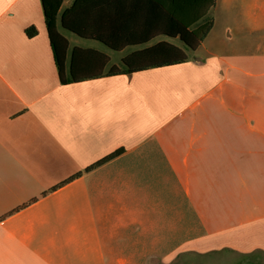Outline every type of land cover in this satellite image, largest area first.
<instances>
[{
	"label": "crops",
	"instance_id": "0c3cea01",
	"mask_svg": "<svg viewBox=\"0 0 264 264\" xmlns=\"http://www.w3.org/2000/svg\"><path fill=\"white\" fill-rule=\"evenodd\" d=\"M262 38L62 84L41 0H0V264L264 258Z\"/></svg>",
	"mask_w": 264,
	"mask_h": 264
},
{
	"label": "trees",
	"instance_id": "16d2710c",
	"mask_svg": "<svg viewBox=\"0 0 264 264\" xmlns=\"http://www.w3.org/2000/svg\"><path fill=\"white\" fill-rule=\"evenodd\" d=\"M65 1L41 0L62 84L186 62L189 53L199 48L214 26L208 14L216 0H72L62 9ZM60 28L118 52L141 48L124 56L121 66L109 65L110 57L100 50L80 46L71 49ZM27 33L33 37L35 27L28 28ZM158 38L163 39L150 45ZM173 40H179L182 46ZM121 153L118 150L94 166ZM238 264H264V258L248 255Z\"/></svg>",
	"mask_w": 264,
	"mask_h": 264
},
{
	"label": "rangeland",
	"instance_id": "374dc122",
	"mask_svg": "<svg viewBox=\"0 0 264 264\" xmlns=\"http://www.w3.org/2000/svg\"><path fill=\"white\" fill-rule=\"evenodd\" d=\"M264 0H216V5L210 11L208 18L214 20L212 32L204 41L205 47L220 51V48L226 47L227 54L240 53L250 54L254 49L249 45L263 39L264 31L255 32L252 30L251 13L257 4ZM64 3L63 8H66ZM64 35L70 40L71 46L79 45L84 47L97 48L110 56L109 65L121 66V58L129 52V48L118 52L109 49L102 43L94 40L84 39L74 33L63 30ZM175 44L182 46L179 40H174ZM204 51L201 48L199 54Z\"/></svg>",
	"mask_w": 264,
	"mask_h": 264
}]
</instances>
